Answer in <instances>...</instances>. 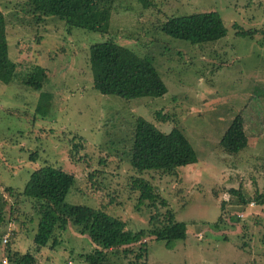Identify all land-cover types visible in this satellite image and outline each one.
Wrapping results in <instances>:
<instances>
[{
	"label": "rangeland",
	"instance_id": "rangeland-1",
	"mask_svg": "<svg viewBox=\"0 0 264 264\" xmlns=\"http://www.w3.org/2000/svg\"><path fill=\"white\" fill-rule=\"evenodd\" d=\"M23 1L0 0L7 56L19 78L33 65L43 68L42 91L51 98L40 115L34 109L38 91L20 79L0 82V192L5 199L11 201L4 188L21 190L29 173L47 164L75 177L66 203L101 206L129 230L147 227L154 210L145 202L137 205L129 190L131 178L139 175L128 156L134 120L141 116L163 132L178 128L197 159L173 174H140L165 201L158 210H171L186 229L185 239L171 249L147 238L146 264H264V205L250 200L255 191L264 193V0H112L100 31L69 28L50 17L34 23L20 10ZM200 11L220 15L223 37L192 44L161 32L167 17ZM241 30L251 31L250 36L236 34ZM105 40L148 60L166 92L124 99L94 90L88 47ZM237 113L247 144L228 153L218 141ZM230 188L248 199L243 208ZM2 218L9 222L1 228L0 260L8 241L19 253L29 250L36 222L24 198L11 210L6 206ZM58 240L56 250L42 249L36 264H83L78 253L93 248L70 224ZM129 247L134 251L138 244ZM121 249L108 250L105 264H125Z\"/></svg>",
	"mask_w": 264,
	"mask_h": 264
},
{
	"label": "trees",
	"instance_id": "trees-1",
	"mask_svg": "<svg viewBox=\"0 0 264 264\" xmlns=\"http://www.w3.org/2000/svg\"><path fill=\"white\" fill-rule=\"evenodd\" d=\"M111 2L112 0H24L18 6L31 15L34 23L50 17L63 20L69 28L100 31L108 21ZM160 30L172 38L192 44L214 41L226 33L216 11L171 15L162 22ZM250 33L251 31L246 30L236 32L242 36H250ZM88 64L92 88L100 94L130 99L158 97L166 92L164 83L148 60L111 40L96 42L88 47ZM17 79L24 86L38 91L34 109L40 115L45 114L51 98L49 92L42 91L46 73L40 66L33 65L19 78L16 63L11 62L7 56L5 17L0 11V82L8 84ZM163 117L160 116V119H164ZM218 144L228 153H237L246 146L247 138L240 113L233 116ZM196 161L190 143L178 128L173 126L163 132L143 117L135 118L128 163L139 175L131 178L129 190L136 194L137 205L145 202L154 210L147 218V227L137 230L127 229L124 221L109 215L101 206L66 203L64 198L75 178L71 172L47 164L33 169L21 190L4 188L10 202L0 192V235L4 230L1 228L9 222L2 218L4 208L8 206L11 210L12 204L20 203V198L32 204L36 220L29 250L19 253L12 248V241L6 243L7 264H36L37 255L42 249L56 250L58 237L60 239L69 224L78 234L85 235L93 245L90 252L78 253L77 257L83 264H105L107 251L121 247L123 249L120 253L127 259L125 264H146L147 238L162 241L166 248L171 249L176 240L185 239L186 229L184 222L175 220L171 210H158L165 207L166 203L154 191L153 185L140 174L144 171L173 174L177 168ZM228 193L236 196V202L241 208L248 203V199L237 189L230 188ZM250 200L263 206L264 193L255 191ZM212 227H215L214 224ZM135 244L138 247L132 251L129 246ZM239 247L245 250L243 244Z\"/></svg>",
	"mask_w": 264,
	"mask_h": 264
},
{
	"label": "built area",
	"instance_id": "built-area-1",
	"mask_svg": "<svg viewBox=\"0 0 264 264\" xmlns=\"http://www.w3.org/2000/svg\"><path fill=\"white\" fill-rule=\"evenodd\" d=\"M7 230H8V228H7ZM7 230H6V231H7ZM1 241H2V243H4V244L6 243V241H7V233L3 235ZM0 264H7V260H6L5 257H3V258L0 260Z\"/></svg>",
	"mask_w": 264,
	"mask_h": 264
}]
</instances>
